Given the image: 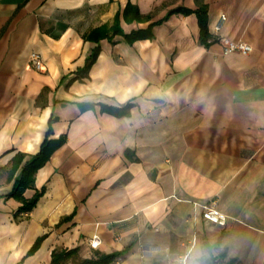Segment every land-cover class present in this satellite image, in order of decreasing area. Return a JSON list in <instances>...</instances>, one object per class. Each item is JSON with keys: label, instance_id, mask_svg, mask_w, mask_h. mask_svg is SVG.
<instances>
[{"label": "crops", "instance_id": "0c3cea01", "mask_svg": "<svg viewBox=\"0 0 264 264\" xmlns=\"http://www.w3.org/2000/svg\"><path fill=\"white\" fill-rule=\"evenodd\" d=\"M200 7L207 46L194 13L167 16ZM219 37L252 50L224 54ZM61 137L15 218L13 156ZM212 205L224 227L204 221ZM74 248L120 254L111 264H264V0H0V264Z\"/></svg>", "mask_w": 264, "mask_h": 264}, {"label": "trees", "instance_id": "16d2710c", "mask_svg": "<svg viewBox=\"0 0 264 264\" xmlns=\"http://www.w3.org/2000/svg\"><path fill=\"white\" fill-rule=\"evenodd\" d=\"M133 8H128L126 11H130ZM134 10V9H133ZM134 18H139L138 12L135 11ZM176 12H183L185 14L188 13H194L197 17L199 29H200V42L207 46L209 35L207 33V27H206V18H207V10L205 7L196 8L194 11H190L183 8H178L175 10H172L169 12V15L176 13ZM151 36L150 29H147L143 33H136L133 35L126 36L127 40L129 42H133V40L137 39H145ZM94 56L92 58L91 63L94 61ZM90 65V64H89ZM89 65L87 67H89ZM131 108V104H127L126 106L122 108L117 107H109V106H102L101 111L105 112L107 114L116 116V117H125L129 115V110ZM49 133V132H48ZM47 133V134H48ZM64 142V137L59 138L58 140H48L47 138L43 141V144L41 146V149L38 154L34 155L30 160L25 162L23 164V160L25 158L24 154L18 153L15 156H13V159L11 160V169L8 172V176L12 177L16 170L20 168L19 174L15 177L14 183L12 184V190L7 195L8 198L17 200L21 205L18 208L17 212L15 213V218L21 219L26 214L28 215L29 212H31L34 207L36 206L37 202L39 201L40 197L42 196V191H37L32 198L29 200L25 199L23 194L25 192V189H31L34 187V176L37 170H39L40 167H42L45 162L48 160L50 154L60 147ZM45 238V235L39 238L35 244L33 245L32 249L30 250L29 254L33 253L35 250L38 249V247L41 244V241ZM79 248L74 249H55L52 251L51 255V262L50 264H111L114 262L120 254L114 253V254H99L95 253L89 258H81ZM224 257L222 256H216V257H210L208 264H218V259ZM225 264H237L234 260H230L226 262Z\"/></svg>", "mask_w": 264, "mask_h": 264}, {"label": "built area", "instance_id": "2783aa9c", "mask_svg": "<svg viewBox=\"0 0 264 264\" xmlns=\"http://www.w3.org/2000/svg\"><path fill=\"white\" fill-rule=\"evenodd\" d=\"M226 21L225 15L219 16L216 23L214 24V33L216 35L219 34L220 30L222 29L223 24ZM219 42L223 47L224 54H240V55H247L251 52L252 48L246 43L243 42H235L231 41L224 37H219ZM41 55L37 52H32L28 57V66L35 70V71H42L44 70V64ZM203 219L204 221L211 223L213 225L224 227L227 223V217L219 210L215 208V206H208L203 211ZM101 244V240L97 236H93L89 242L88 246L91 249L99 248ZM187 256H183L177 260L175 264H186L187 263Z\"/></svg>", "mask_w": 264, "mask_h": 264}]
</instances>
